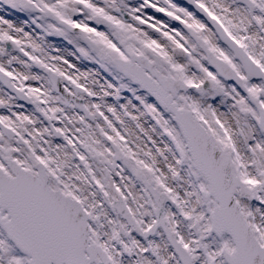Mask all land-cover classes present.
I'll use <instances>...</instances> for the list:
<instances>
[{
    "label": "snow or ice",
    "instance_id": "snow-or-ice-1",
    "mask_svg": "<svg viewBox=\"0 0 264 264\" xmlns=\"http://www.w3.org/2000/svg\"><path fill=\"white\" fill-rule=\"evenodd\" d=\"M0 264H264V0H0Z\"/></svg>",
    "mask_w": 264,
    "mask_h": 264
},
{
    "label": "flooded vegetation",
    "instance_id": "flooded-vegetation-1",
    "mask_svg": "<svg viewBox=\"0 0 264 264\" xmlns=\"http://www.w3.org/2000/svg\"><path fill=\"white\" fill-rule=\"evenodd\" d=\"M159 16H162V14H158ZM61 38H49L50 42H52L53 44H55L58 47L62 48V52L61 54L66 55L70 60H72L73 63H76L78 67H80L81 69H96L100 72H102V69H99L98 66L91 64V62L84 60L83 58H81L80 60H76L71 53H73L75 51L74 46L71 44H68L67 41L63 42V45H58L56 44V41L59 40ZM76 55H79L78 53ZM92 66H94L92 68Z\"/></svg>",
    "mask_w": 264,
    "mask_h": 264
},
{
    "label": "rangeland",
    "instance_id": "rangeland-1",
    "mask_svg": "<svg viewBox=\"0 0 264 264\" xmlns=\"http://www.w3.org/2000/svg\"><path fill=\"white\" fill-rule=\"evenodd\" d=\"M94 66H92V68H93ZM98 71V70H97Z\"/></svg>",
    "mask_w": 264,
    "mask_h": 264
}]
</instances>
